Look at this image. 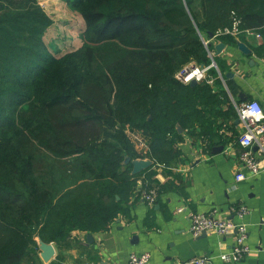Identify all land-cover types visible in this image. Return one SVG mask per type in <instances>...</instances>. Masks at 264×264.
Instances as JSON below:
<instances>
[{
    "label": "trees",
    "instance_id": "trees-1",
    "mask_svg": "<svg viewBox=\"0 0 264 264\" xmlns=\"http://www.w3.org/2000/svg\"><path fill=\"white\" fill-rule=\"evenodd\" d=\"M66 1L85 20L83 42L56 55L38 0H0V264H36L38 238L58 243L129 215L140 177L156 186L153 164L171 169L185 130L206 135L210 114L237 115L213 85L227 65L210 54L235 39L210 34L236 19L264 32V0ZM213 59V82L176 75ZM138 157L153 164L132 173Z\"/></svg>",
    "mask_w": 264,
    "mask_h": 264
},
{
    "label": "crops",
    "instance_id": "crops-1",
    "mask_svg": "<svg viewBox=\"0 0 264 264\" xmlns=\"http://www.w3.org/2000/svg\"><path fill=\"white\" fill-rule=\"evenodd\" d=\"M234 39L225 42L219 54L214 46L213 55H219L227 69L220 71L216 62L220 79L213 85L217 90L226 88L234 106L247 97L258 99L264 107V55L257 53V47L264 43V32L242 29ZM240 42L250 51H244ZM228 72L232 76H226ZM229 79L236 83L235 91L229 86ZM206 125L210 126L206 135L199 134L200 127L192 132L185 130L179 143V160L171 169L159 162L153 164L157 172L154 185L159 191L153 204L141 196H133L129 215L121 214L106 230H74L64 241L53 242L55 254L49 261L42 258L38 248L36 264H129L131 253L145 251L151 254L148 264H181L203 253L214 254L212 264H264V159L258 174L237 180V171H247L238 157V115L212 113ZM220 145L223 149L214 152L213 148ZM170 170L172 176L167 173ZM165 182L174 184L165 187ZM138 185H144L143 176ZM239 206L246 209L242 217L236 211ZM215 209L223 217L242 219L247 225L250 250L239 262L220 257L235 244V231L224 235L204 231L194 235L190 230L192 211L209 214ZM90 233L92 239L88 237Z\"/></svg>",
    "mask_w": 264,
    "mask_h": 264
},
{
    "label": "built area",
    "instance_id": "built-area-1",
    "mask_svg": "<svg viewBox=\"0 0 264 264\" xmlns=\"http://www.w3.org/2000/svg\"><path fill=\"white\" fill-rule=\"evenodd\" d=\"M251 32L253 29H245ZM242 31L240 28V20L236 19L232 25L220 27L213 34V38H220L222 36H235ZM258 36H262L257 32ZM205 44L209 40L204 39ZM213 56V51H210ZM216 66V62L212 61L210 65H200L194 61L187 63L181 70L177 72V77L185 83H189L192 79L201 81L207 79L213 82L215 77L209 74L211 66ZM235 108L239 120V133L236 138V144L239 145L240 150L238 157L246 168V172L242 170L237 171L236 179L242 180L250 175H256L262 170V159H264V107L258 99H247L239 103H235ZM137 143L143 147L145 145L144 139L139 134H134ZM256 147V149H255ZM163 165L162 163H158ZM140 196L149 204H153L159 194L156 186L151 188L138 187ZM183 208H179L182 210ZM239 216H243L246 212L245 207L239 206L237 208ZM191 226L190 230L194 235H199L204 231H215L219 234H227L236 232V242L229 252H222L220 257L224 261L239 262L249 252L250 247L247 242L248 228L244 221L235 220L229 217H223L219 214V210L215 209L212 213L206 214L197 211L190 213ZM151 254L148 251L142 253L133 252L129 256V264H148ZM214 254L203 253L201 255L193 256L181 262V264H212Z\"/></svg>",
    "mask_w": 264,
    "mask_h": 264
},
{
    "label": "rangeland",
    "instance_id": "rangeland-1",
    "mask_svg": "<svg viewBox=\"0 0 264 264\" xmlns=\"http://www.w3.org/2000/svg\"><path fill=\"white\" fill-rule=\"evenodd\" d=\"M40 6L54 19L44 39L58 47L57 51L51 52L62 55L82 45L81 33L85 28V20L81 14L72 8L66 0H38ZM153 164V163H152ZM156 164V163H155Z\"/></svg>",
    "mask_w": 264,
    "mask_h": 264
},
{
    "label": "water",
    "instance_id": "water-1",
    "mask_svg": "<svg viewBox=\"0 0 264 264\" xmlns=\"http://www.w3.org/2000/svg\"><path fill=\"white\" fill-rule=\"evenodd\" d=\"M213 34L214 33H211V37H213ZM241 48L244 50V51H250V49L248 47L245 46V44L243 42H240L239 43ZM215 47H216V54H219L222 49L225 47V42L223 41H220L218 42L217 44H215ZM226 76H232V73L231 72H228L226 74ZM198 81L196 79H192L190 81V83L192 85H194L195 83H197ZM243 100H247V97L243 98ZM179 129L182 130L183 127L179 126ZM223 149V145H220V146H215L213 148V151H219V150H222ZM131 160L130 157H127L126 158V162H129ZM132 163H133V169H132V173H139L141 171H143L144 169L148 168L149 166L152 165L153 163V159L151 158H143V157H138V158H135L132 160ZM88 237H90L91 239L93 238L91 233L88 234ZM38 241H39V248L41 249V256L42 258L45 260V261H49L55 254V246L53 244V242H46L44 241L42 238H38Z\"/></svg>",
    "mask_w": 264,
    "mask_h": 264
}]
</instances>
